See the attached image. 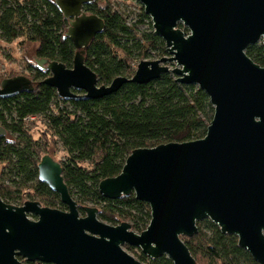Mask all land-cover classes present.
<instances>
[{"label":"water","instance_id":"1","mask_svg":"<svg viewBox=\"0 0 264 264\" xmlns=\"http://www.w3.org/2000/svg\"><path fill=\"white\" fill-rule=\"evenodd\" d=\"M136 1L165 42V57L141 61L131 79L118 77L100 86L86 65V51L105 22L84 10L97 0H54L69 20L66 37L77 52L72 68L36 59L35 66L50 73L43 84L64 101H89L128 83L147 85L173 73L178 83L197 86L210 98L215 113L207 135L136 149L121 174L101 181L104 198L135 195L150 206L151 222L141 234L127 222L101 221L96 207H80L64 181L62 164L44 155L39 181L60 196L67 211L37 201L16 207L0 199V264H143L126 246L152 260L166 256L173 264H198L183 239L196 236L197 224L205 220L223 235L236 236L239 246L264 264V67L246 53L250 46L264 45V0ZM35 90L27 76L4 79L0 99ZM7 135L0 126V139Z\"/></svg>","mask_w":264,"mask_h":264},{"label":"trees","instance_id":"2","mask_svg":"<svg viewBox=\"0 0 264 264\" xmlns=\"http://www.w3.org/2000/svg\"><path fill=\"white\" fill-rule=\"evenodd\" d=\"M84 10L105 22L104 31L86 51V65L96 73L100 86H109L118 77L131 79L138 61L167 55L165 42L155 35L142 6L131 24L109 0ZM68 28L69 20L54 0H0V38L37 45V59L72 68L77 50L66 37ZM246 53L264 67L262 43L250 46ZM30 67L36 90L0 99V126L10 137L0 139V199L24 204L23 193L29 191L45 207L67 208L57 193L39 181L38 165L48 154L51 136L67 153L61 163L63 177L80 207L92 205L99 209L101 221L112 226L127 222L135 233L144 232L151 222L150 206L135 195L108 200L100 194L99 184L121 174L136 149L203 139L215 113L210 98L197 86L180 84L177 76L167 73L147 85L128 83L100 100L64 101L54 88L43 84L50 73ZM39 118L46 131L35 139L30 127ZM197 225L198 234L183 240L198 264H258L239 246L236 236L223 235L209 220ZM139 258L148 264H173L166 256L152 260L141 252Z\"/></svg>","mask_w":264,"mask_h":264},{"label":"rangeland","instance_id":"3","mask_svg":"<svg viewBox=\"0 0 264 264\" xmlns=\"http://www.w3.org/2000/svg\"><path fill=\"white\" fill-rule=\"evenodd\" d=\"M97 1H104V0H97ZM113 4H115L122 14L124 15V18H126L129 21V24L137 20V16L139 14L140 6L141 4L136 2H125L122 3L118 0H109ZM127 6V7H126ZM125 9V13L124 10ZM123 10V11H122ZM141 30L147 29L146 26H141ZM36 50H37V45L34 44H23L22 39H19L15 41L14 43H7L4 40L0 38V83L4 79H9V78H14L17 76H27L32 79V75L30 72V66H35L36 62L35 60L37 59L36 57ZM160 58H150L148 61H155ZM140 62L134 64L133 67L137 68V65ZM171 68H175V65H172ZM45 122L42 119H38L36 121L32 122L31 131L35 139L41 138L43 135V132L46 131V126L44 124ZM8 138L9 135H7ZM50 142V147L48 149V154H50L57 162H65L67 159V153L65 150L62 148V146L58 143H55L53 138L50 136L48 138ZM30 194V195H29ZM23 200L25 202L27 201H39V198L34 195L33 192H26L23 193ZM24 202V203H25ZM10 205L16 206V207H21L24 204L20 205H14L13 203H9ZM87 206H92V205H87ZM62 211H67V208L61 209ZM81 216H85V213L82 214ZM32 220H37L34 216H30ZM124 250L131 256H133L135 259L138 261L142 262L139 258V254H141L140 249H135V248H129V247H124ZM143 264H148L146 262H142Z\"/></svg>","mask_w":264,"mask_h":264},{"label":"built area","instance_id":"4","mask_svg":"<svg viewBox=\"0 0 264 264\" xmlns=\"http://www.w3.org/2000/svg\"><path fill=\"white\" fill-rule=\"evenodd\" d=\"M29 120H35V118H30Z\"/></svg>","mask_w":264,"mask_h":264},{"label":"flooded vegetation","instance_id":"5","mask_svg":"<svg viewBox=\"0 0 264 264\" xmlns=\"http://www.w3.org/2000/svg\"><path fill=\"white\" fill-rule=\"evenodd\" d=\"M41 204V203H40ZM42 205V204H41ZM43 206V205H42ZM43 207H45V206H43ZM36 218V217H35ZM37 219V218H36Z\"/></svg>","mask_w":264,"mask_h":264}]
</instances>
